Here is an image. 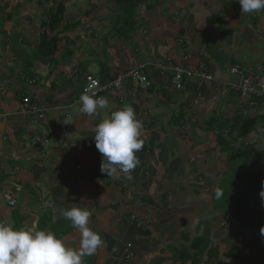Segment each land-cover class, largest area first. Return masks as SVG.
Segmentation results:
<instances>
[{"label": "crops", "instance_id": "1", "mask_svg": "<svg viewBox=\"0 0 264 264\" xmlns=\"http://www.w3.org/2000/svg\"><path fill=\"white\" fill-rule=\"evenodd\" d=\"M34 1L32 23L25 20L26 25L17 26L13 50H0V221L52 230L67 246L77 248L80 232L61 213L73 205L87 207L88 226L104 243L84 264H190L175 260L172 250H188L200 237L209 245L197 264H264V235L254 242L250 229L240 231L232 218H222L212 206L214 183L223 178L228 158L218 152L213 134L205 133L210 125V131L218 129L214 122L207 126L211 118L225 119L229 128L241 114L264 115V106L254 104L241 113L235 97L219 93L215 83L196 89L188 81L184 92H177L169 83L170 73L154 67L167 58L176 66L232 80L229 66L249 67L239 63L238 55L249 49L256 56L264 46V10L257 25L255 13L241 12L237 0H165L150 10L141 6L144 13H137L135 28L125 38L104 36L105 20L89 9L64 12L58 30L68 22L72 27L57 44L59 53L43 60L37 56L38 19L44 18L50 3ZM94 35L97 43L91 45L88 39ZM73 36L76 44L69 41ZM8 37L0 36V41ZM67 45L75 51L61 54ZM108 53L113 62L101 67L98 79L111 80L142 64L151 87L143 95L133 93L131 85L111 92L107 108L88 116L74 104L84 75H91L84 66L104 64ZM37 62L48 66L44 79L34 75ZM255 66L264 70V52ZM24 97L49 109L43 120L21 112ZM125 105L133 107L142 123L143 145L136 153L140 163L131 180L100 171L102 154L92 136L96 124ZM144 112H149L145 119ZM261 129L257 126L249 140L259 137ZM36 138L41 144H35ZM5 194L15 201L14 207L5 203ZM251 205L264 215L261 195ZM232 246L244 260L226 258ZM131 254L132 259H124Z\"/></svg>", "mask_w": 264, "mask_h": 264}, {"label": "trees", "instance_id": "2", "mask_svg": "<svg viewBox=\"0 0 264 264\" xmlns=\"http://www.w3.org/2000/svg\"><path fill=\"white\" fill-rule=\"evenodd\" d=\"M42 1L50 3V5L45 7L47 11L44 13V18L41 17L38 19L40 20L39 22H41V30L38 33L37 39V56L43 60H50L53 59L57 52L59 53L57 44L62 40L63 36H65V33L69 31L70 27H72V23H65L61 29L58 30L64 19V0ZM107 1L111 3L114 13L116 14L114 25L109 32L116 38H125L134 30L137 19V10L141 6H145L147 10H150L154 8L157 3L165 0ZM0 2H4L3 5L0 4L1 16L3 15V7L6 6V0H0ZM26 2L31 4V0H26ZM14 3L15 5L13 7L16 13L19 10L20 1L16 0ZM51 4L55 6L53 7ZM11 16V13H5L2 17L5 18V20H8ZM22 18L32 22V18L29 15H24ZM66 53H72L68 45L61 51V54L66 55ZM51 61L53 62V60ZM106 81H109V79L105 80L102 78L100 80V82ZM258 103L261 105V103L257 101L256 104ZM242 116L243 115L237 117L229 128L228 125H222L218 120L215 121L214 118H211L207 122V126L209 123L213 122L218 124L217 130L210 131V125L205 131V133L211 132L213 134V140L215 146L218 147V152L226 155L229 160L231 156H234V159L229 162L228 170L227 165L225 164L226 171L222 178V184L224 181L227 182V184H223L225 188L222 191L221 189H216L217 193L213 195L212 206L222 218H232L233 222L240 228V231L247 230V228L250 229L253 233L254 242H257L261 240L264 235L261 233V228H264V215L254 209L251 202L260 196L263 188L264 167L260 166V164L264 163V153L256 147L257 144L246 143V141L249 140V137H251L252 134H255L257 126L264 128V115H253L251 117ZM212 149L215 148L213 147ZM208 150L209 148H206L205 150L202 149L201 153ZM224 177L226 178L224 179ZM208 245L209 240L207 238H195L192 240L188 249L191 253L188 250H180L174 247L172 250L175 257L174 259L181 263L190 262V264H197L200 256L208 248ZM225 256L228 259L244 260L243 255L233 246Z\"/></svg>", "mask_w": 264, "mask_h": 264}, {"label": "clouds", "instance_id": "3", "mask_svg": "<svg viewBox=\"0 0 264 264\" xmlns=\"http://www.w3.org/2000/svg\"><path fill=\"white\" fill-rule=\"evenodd\" d=\"M241 12L252 14L264 10V0H237ZM108 99L87 91L80 96V111L88 116L108 106ZM142 123L132 106L125 105L102 119L93 128L95 147L102 154L100 171L107 176L123 174L132 179V171L140 163L136 153L142 148ZM264 198V191L260 193ZM61 215L79 230L77 248L69 247L64 239L48 229L14 227L12 221H0V264H84V258L102 247L101 235L88 226L90 211L73 205ZM264 234V228H261Z\"/></svg>", "mask_w": 264, "mask_h": 264}, {"label": "built area", "instance_id": "4", "mask_svg": "<svg viewBox=\"0 0 264 264\" xmlns=\"http://www.w3.org/2000/svg\"><path fill=\"white\" fill-rule=\"evenodd\" d=\"M157 72L170 73L169 83L172 88L177 92H184L185 84L188 81L195 83L196 89H201L205 84H217L223 95L232 94L235 97L237 109L241 112H246L248 108L252 107L256 102H260L264 106V70L260 66L247 67L239 64H234L229 67L227 71L228 77H232V80L215 79L213 76L198 70H192L184 68L182 66H176L169 62L166 58L165 63L157 64L154 66ZM92 76H86L84 79L82 94L86 91L89 94H95V96L106 97L112 90H116L123 85L133 86V93L143 95L151 87L150 79L145 73V66L142 64L135 65L129 71L121 74L110 83L100 82ZM21 108V112L25 115L33 118L35 121L43 120L48 113L47 107H42L30 99H24ZM76 103L81 108L80 97ZM149 112L142 113V118L148 117ZM143 120V128L146 124ZM258 139V140H257ZM36 144L41 141L39 138L34 139ZM260 142L264 144V128L260 130L259 137H255L253 140H248L246 143ZM100 156V164H101ZM3 200L7 202L9 207H13L14 200H11L9 195H3ZM132 254L124 257L125 260H130Z\"/></svg>", "mask_w": 264, "mask_h": 264}, {"label": "rangeland", "instance_id": "5", "mask_svg": "<svg viewBox=\"0 0 264 264\" xmlns=\"http://www.w3.org/2000/svg\"><path fill=\"white\" fill-rule=\"evenodd\" d=\"M15 1L16 0H6V3H5L6 6L3 7L4 8L3 13H9V14L11 13L12 14L11 19L5 20V18H3V17L0 18V36H1V38L3 39L6 36H10V37L7 38V40L4 39L5 41H7V43H3V42L0 41V50L3 53L6 52L7 50L9 51L10 49L13 50V47L15 45V43H14L15 42V35H18L19 34V31H17L16 28H17V26L19 27L20 24L23 25L22 23L25 22V20L20 15H23V14L27 15L28 14L30 17L33 16L32 13L34 11H32V10L34 9L33 7H35V5H36L35 1L33 2V0H31V4H28L26 2V0H19L20 1L19 10L16 12V13H19L20 14V15H18V14L15 13V9L13 7L15 5V3H14ZM106 1L107 0H70V2H68V3L65 4L64 12H66V13H74V12L81 13V12H85L87 9H89L91 12H94V13H96V15H99L101 17V19L105 20L102 23L104 25V27H103V30L101 32H102V34L105 33L104 36L105 35L106 36H109L110 35V32L109 31L112 28V26L114 25V19L116 17V14L114 13V9H113V6L111 5V3L109 1H107V2ZM104 2H106V3H104ZM3 3L0 2L1 5H3ZM52 6L54 7L55 5H52ZM46 7H48V6H46ZM139 9L137 10V13H138V17H141L142 14L144 13V11H143V8L142 7H140ZM38 10L39 9L37 8V11ZM262 14H263V11H260V12H256L255 13V15H256L255 22L257 23V25H259V23H260L259 21H261V17L260 16ZM26 23L27 22H25V25H26ZM9 28H11V31L12 32L11 31L10 32L8 31ZM5 32H7V33H5ZM12 34H13V36H12ZM11 36H12L13 39L11 38ZM98 37L101 38V34L98 35ZM73 38H74V40H71L70 43L76 44L77 43L76 36H73ZM100 38L98 39L99 42H100ZM88 40H89L88 41L89 43H91V41H92V43L95 45L97 43V35H94V37L91 36V38L88 39ZM78 42L81 45L83 44L81 39ZM92 43H91V45H92ZM98 48H101V44H99ZM70 50L72 51V53L75 51V48H74L73 45H70ZM99 50L100 49L94 50L93 52L96 54V53L99 52ZM1 51H0V57L3 55L1 53ZM260 51H261L260 54L262 52H264V46L260 48ZM260 54L257 53L256 56H252L251 55V52L249 51V49L248 50L246 49V51H243L242 54L238 55V61L242 65H248V66L255 67V65H256L259 57H260ZM104 56H105V63L103 62L104 64L94 63V64H90L88 66H84V69H86V71L88 70V73H90L91 75H93L94 77L97 78L98 72H99V70H101V67L108 66V65H110L111 62H113V57L110 55V53L105 54ZM83 57H84L83 60H85V56H82L81 58H83ZM23 59H24V57H23ZM11 66L13 67V65H11ZM19 66L22 67L21 64ZM229 67H228V69H229ZM15 68H17V67H15ZM218 92L219 93L221 92L220 89H219ZM218 121H219V123H221L222 125H224L223 122L225 121V119H218ZM229 124H231V123H229ZM256 147L261 152L264 153V144L263 143L257 145ZM232 159H234V156H231L230 160L228 158V164L226 163L227 164V170L229 168V162L232 161ZM260 166L264 167V163L260 164ZM224 174H225V172H224ZM225 178L226 177H224V179ZM222 180L223 179H221L219 182L214 183V186H216L217 189H221V191L225 188L223 186V184L224 183L227 184V182H225V181L222 184ZM226 184H224V185H226ZM216 193H217V191L215 192V194ZM218 211H220V210H218ZM261 243H262L261 241H260V243H258L259 244V247H260V245H263ZM132 258H133V255H132Z\"/></svg>", "mask_w": 264, "mask_h": 264}, {"label": "bare ground", "instance_id": "6", "mask_svg": "<svg viewBox=\"0 0 264 264\" xmlns=\"http://www.w3.org/2000/svg\"><path fill=\"white\" fill-rule=\"evenodd\" d=\"M133 68V67H132ZM131 69V68H130ZM130 69H127V70H125L124 72H121V73H117L113 78H111V80H109L107 83H110V82H112L113 80H115V78L117 77V76H119V75H121V74H124V73H126L127 71H129ZM86 76H90L91 77V75H85L84 76V78H83V82H82V85H81V88H80V92H79V96H78V98L81 96V94H82V87H83V83H84V79H85V77ZM94 76H92V78H93ZM95 79H97V80H99L98 78H96V77H94ZM94 79V80H95ZM100 81V80H99ZM126 85H123V86H118V87H120V88H118V89H116V90H112L111 92H116V91H120V90H122V89H124V87H125ZM110 92V93H111ZM78 98L74 101V104H77L76 103V101L78 100ZM24 99H30V98H28V97H24L23 99H21L22 101L24 100ZM121 98L119 99V101L121 102ZM21 101V107H22V104H23V102ZM79 106V105H78ZM80 108V107H79ZM47 111H49V109H47ZM0 117H2V115L0 114ZM40 144H41V142H40ZM12 200V199H11ZM5 203H7V202H5ZM14 206H15V204H14ZM13 206V207H14Z\"/></svg>", "mask_w": 264, "mask_h": 264}, {"label": "water", "instance_id": "7", "mask_svg": "<svg viewBox=\"0 0 264 264\" xmlns=\"http://www.w3.org/2000/svg\"><path fill=\"white\" fill-rule=\"evenodd\" d=\"M34 68H35L34 75L44 79L48 72V66L43 65L40 62H37L36 64H34Z\"/></svg>", "mask_w": 264, "mask_h": 264}]
</instances>
